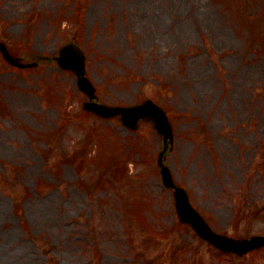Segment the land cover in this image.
Listing matches in <instances>:
<instances>
[{"label": "rangeland", "instance_id": "1", "mask_svg": "<svg viewBox=\"0 0 264 264\" xmlns=\"http://www.w3.org/2000/svg\"><path fill=\"white\" fill-rule=\"evenodd\" d=\"M72 36L100 101L168 109L166 164L213 228L264 234V0H0L14 54ZM84 100L56 63L0 55V264H264V248L222 253L180 224L161 137Z\"/></svg>", "mask_w": 264, "mask_h": 264}, {"label": "water", "instance_id": "2", "mask_svg": "<svg viewBox=\"0 0 264 264\" xmlns=\"http://www.w3.org/2000/svg\"><path fill=\"white\" fill-rule=\"evenodd\" d=\"M0 50L4 58L13 65H31L23 64L20 62L19 57L12 56L3 43H0ZM56 59L61 67L72 69L75 72L79 87L90 99V101L83 104L85 109L92 110L105 117L119 114L123 125L132 129L137 128L141 119L150 121L157 133L163 136V149L158 155V164L161 167L160 172L163 183L173 189L177 214L182 222L189 223L200 237L223 251L243 254L249 250L264 246V236L261 235L249 238H233L214 232L202 216L192 207L185 190L174 184L169 169L162 162L163 153L167 145L172 143L173 132L166 112L160 105L150 99L130 106H109L92 101L93 98H96L94 94L95 88L84 76V55L74 38L60 48L59 56Z\"/></svg>", "mask_w": 264, "mask_h": 264}]
</instances>
